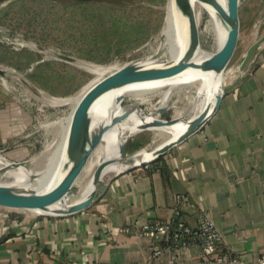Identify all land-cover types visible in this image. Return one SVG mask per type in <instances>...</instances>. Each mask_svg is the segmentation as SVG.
I'll return each instance as SVG.
<instances>
[{
  "label": "crops",
  "instance_id": "crops-1",
  "mask_svg": "<svg viewBox=\"0 0 264 264\" xmlns=\"http://www.w3.org/2000/svg\"><path fill=\"white\" fill-rule=\"evenodd\" d=\"M177 195L189 204H178ZM177 209L193 227L206 212L223 234L221 250L247 264L264 253V48L229 80L199 130L111 178L89 208L46 217L0 208V264H157L152 241L138 232L172 220ZM199 255L191 246L160 260L192 264Z\"/></svg>",
  "mask_w": 264,
  "mask_h": 264
},
{
  "label": "rangeland",
  "instance_id": "rangeland-1",
  "mask_svg": "<svg viewBox=\"0 0 264 264\" xmlns=\"http://www.w3.org/2000/svg\"><path fill=\"white\" fill-rule=\"evenodd\" d=\"M168 2L0 0V68L5 72L0 75V155L4 158L1 165L27 161L30 170L41 171L47 162L44 152L61 142L60 136L55 135L56 124L72 111L77 93L129 63L171 60L173 55L166 51L160 35L167 20ZM239 18V40L222 74L223 90L264 48V0H240ZM206 19L204 13L199 23V38L202 47L211 53L216 48L206 29ZM196 93L197 88L192 85L174 93L160 119L174 120L177 110H181L185 119L195 114ZM63 100L67 102L58 103ZM160 102L161 93L157 92L144 102L127 97L122 106L139 104L149 112ZM155 137L150 130L134 133L125 143L124 161L115 160L121 153L116 136L109 131L105 133L100 149L109 155L110 163L101 172L95 199L111 178L140 167H134L135 158L143 150L152 151L160 146L161 140ZM0 184L18 185L20 189L40 185L20 175L4 177ZM78 193L79 185L75 184L66 203ZM20 211L38 217L56 216L51 212Z\"/></svg>",
  "mask_w": 264,
  "mask_h": 264
},
{
  "label": "bare ground",
  "instance_id": "bare-ground-1",
  "mask_svg": "<svg viewBox=\"0 0 264 264\" xmlns=\"http://www.w3.org/2000/svg\"><path fill=\"white\" fill-rule=\"evenodd\" d=\"M219 2L226 8L227 0H219ZM191 5L195 14V21L198 30L199 23L203 14H207L206 29L211 36L216 48L214 52L209 53L202 47L200 40L199 47L197 48L193 56V60L195 62H201L202 60L217 52L223 46L227 37L229 27L222 20L213 5L203 3L198 0H191ZM160 35H162V40L166 44V51H169V53L173 55V58L167 61L168 63H172L179 59L190 46V20L187 17L185 11L176 4L175 0H169L168 2L167 20ZM151 64L156 65L163 63L155 61ZM219 80H221V83H218ZM95 83L89 85V87L85 88L82 92L77 93L78 95H75V100L71 97L74 100L72 111L68 113L67 116L60 119L57 124L55 122V124L57 125L55 135L60 136L61 142L57 145L52 144L47 149V152H44L45 155H43V158H46L45 160L47 162H45V166L41 169L38 167L41 171L36 172L34 170H30L28 167H11L4 175L0 176V179L12 175L25 176V178H28L29 181L37 182L38 184H40L39 187L36 186V188H33L32 185H29L27 186V189L44 191L56 185L63 178V176L67 173V171L73 164V160H69L67 158V149L74 111L83 95ZM222 84V74H217L215 72H203L198 69L188 68L183 73L168 79L135 83L125 86L123 88L105 94L95 103L91 112L92 130L97 131L101 126L108 124L114 117L130 110L131 115L125 118L122 122L111 127L108 131L116 136V139L119 142V146L125 144L127 140L136 132L142 130L152 131L154 135L161 140L160 146L156 149L153 148L154 150L152 151H141L135 158V162L136 164H138L143 161L151 160L156 156L158 152L161 151L163 147L178 142L181 139L182 135L185 134V132L190 128L191 122L201 112H203L204 110H208L209 112L212 111L216 103L217 95L222 94L224 91ZM191 85L196 86L197 88V95H195L198 106L197 112L185 119L182 117L181 110H177L174 120L169 122L161 120L160 115H162V113L167 109L168 101L171 99L173 94L179 93L181 90H184V88L186 89V87ZM157 92L161 93V102L158 106L153 107L150 111L148 110L149 112L141 109L138 106L139 104L122 106V102L127 97L137 100L140 99L141 102H144L149 101V97ZM65 102H67V100L58 101V103L64 104ZM158 121H162L163 123L158 124ZM100 146L101 144L94 151L85 169L75 183L79 185L78 195L73 198L74 200H72L70 203H66L65 199L62 204L53 205L51 207L52 212L59 207L69 208L74 204L83 201L90 194V192L97 187L99 181L101 180V177L97 178L95 176L96 170L102 162L109 161V155H104L102 150L100 149ZM116 159L125 161V157L121 153L116 155L115 160ZM3 161L4 158L0 155V167L3 166L1 165ZM33 161L37 162V160L35 159ZM94 166H97L96 169L94 168Z\"/></svg>",
  "mask_w": 264,
  "mask_h": 264
},
{
  "label": "water",
  "instance_id": "water-1",
  "mask_svg": "<svg viewBox=\"0 0 264 264\" xmlns=\"http://www.w3.org/2000/svg\"><path fill=\"white\" fill-rule=\"evenodd\" d=\"M176 4L185 11L190 20L191 43L188 50L176 61L163 64H139L129 63L118 70L107 74L97 81L81 98L78 103L70 128L67 158L73 160V164L63 178L53 187L38 191L35 189H20L14 185L0 184V206L9 207L19 210L43 211L51 212L56 216H64L78 213L89 207L95 201L97 195V187L81 202L74 204L69 208L59 207L53 212L51 207L56 204L63 203L70 194L72 187L85 169L89 159L94 151L101 144L104 134L116 124L122 122L131 115V111H127L114 117L108 124L101 126L97 131L92 130L91 112L95 103L105 94L123 88L125 86L150 82L156 80L168 79L177 76L188 68L198 69L203 72H215L223 74L229 65L235 50L237 48L240 34V18L239 6L240 0H227L226 8L219 0H198L203 3L211 4L215 7L222 20L228 25V33L223 46L214 54L201 62H195L193 56L199 47V30L195 21V14L191 5V0H175ZM251 60V56L247 58V62L243 66H247ZM0 75H5L3 69L0 68ZM222 94L217 95L216 103L212 111L204 110L192 122L190 128L182 135L181 139L171 145L165 146L154 158L148 161L135 164L136 166H144L159 158L173 146L181 143L187 137L199 130L218 109ZM162 124V121H158ZM125 153V144L121 145V154ZM110 161L102 162L95 173L100 178L103 169ZM11 167H28V162H16L0 167V176L4 175Z\"/></svg>",
  "mask_w": 264,
  "mask_h": 264
},
{
  "label": "built area",
  "instance_id": "built-area-1",
  "mask_svg": "<svg viewBox=\"0 0 264 264\" xmlns=\"http://www.w3.org/2000/svg\"><path fill=\"white\" fill-rule=\"evenodd\" d=\"M178 204H189V197L177 195ZM181 211L176 210L175 217L169 221H157L146 224L138 232L141 237L152 241L151 260L157 264H187L176 257L166 261L160 258L165 251L180 252L191 246L200 247V255L192 264H247L242 256L231 251L221 250L223 234L206 212L198 217L197 226H191L180 219ZM256 264H264V253L257 258Z\"/></svg>",
  "mask_w": 264,
  "mask_h": 264
}]
</instances>
